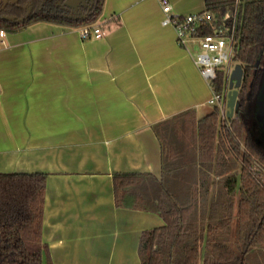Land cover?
<instances>
[{
	"label": "crops",
	"instance_id": "obj_1",
	"mask_svg": "<svg viewBox=\"0 0 264 264\" xmlns=\"http://www.w3.org/2000/svg\"><path fill=\"white\" fill-rule=\"evenodd\" d=\"M170 1L174 14L206 10V0ZM164 16L160 0H106L94 23L102 38L49 22L0 35V173L47 174L42 238L52 264H141L142 232L166 224L118 206L114 175L161 179L154 126L187 110L201 120L217 104L196 63L199 43L180 45Z\"/></svg>",
	"mask_w": 264,
	"mask_h": 264
},
{
	"label": "trees",
	"instance_id": "obj_2",
	"mask_svg": "<svg viewBox=\"0 0 264 264\" xmlns=\"http://www.w3.org/2000/svg\"><path fill=\"white\" fill-rule=\"evenodd\" d=\"M105 2L95 0L87 18L70 19L63 11L47 6L43 16L25 23L0 20V29L17 32L40 21L78 28L95 23ZM206 10L213 19L202 28V34L214 33L236 20L233 61L245 69L236 110L241 114L229 117L226 113L222 118L217 105L201 120L194 110H187L159 122L154 130L162 144L161 179L143 173L114 175L118 206L155 211L166 222L142 232L141 264H247V257L264 246V148L257 143L256 129L248 117V111L253 109L251 101L259 94L264 80V0H206ZM213 85L214 91L223 95L224 69ZM191 154L202 166H186ZM238 164L242 166L239 178L232 172ZM212 165L226 174L224 186L229 196L240 182L239 250L227 240L234 202L222 205L214 200L208 206L207 196L202 195L204 198L198 201L195 181L180 179L187 170L196 172L197 168ZM192 176L196 180V174ZM206 180L205 176V194ZM46 184L47 174L41 172L0 173V264H52L42 238Z\"/></svg>",
	"mask_w": 264,
	"mask_h": 264
},
{
	"label": "built area",
	"instance_id": "obj_3",
	"mask_svg": "<svg viewBox=\"0 0 264 264\" xmlns=\"http://www.w3.org/2000/svg\"><path fill=\"white\" fill-rule=\"evenodd\" d=\"M160 1L165 14L162 23L174 27L179 44L185 46L190 39L196 40L199 43L201 51L196 56V63L204 78L210 82L213 91V81L222 69L225 70V91L223 95H219L214 91L213 98L211 99V103L221 107L222 116H225L228 94L230 92L231 73L236 65L233 61L237 44L235 39L236 20L230 26L219 28L214 33L202 34V28L213 19V14L210 11L204 10L186 15L174 14L172 13L170 0ZM236 16L237 9L235 19ZM78 31L83 40L102 38L105 35L102 24L83 25L78 27ZM5 34L6 31L1 29L0 35L3 36Z\"/></svg>",
	"mask_w": 264,
	"mask_h": 264
},
{
	"label": "rangeland",
	"instance_id": "obj_4",
	"mask_svg": "<svg viewBox=\"0 0 264 264\" xmlns=\"http://www.w3.org/2000/svg\"><path fill=\"white\" fill-rule=\"evenodd\" d=\"M201 50V49H200ZM235 64V63H234ZM228 108L226 107V113L228 112ZM241 111L236 113L234 116L236 115H240ZM233 116V117H234ZM248 117L250 119V125L254 124V129H257V124L260 123L263 127L260 128V132L259 135L257 137V141H259V143L264 147V80L262 83V87H261V91L258 94V96L255 99V104H254V109L251 110L248 113ZM222 118H225V116ZM226 123V122H224ZM227 124V123H226ZM191 158H195V155L193 156V154H191L188 159L190 160ZM241 169L242 166L240 164H238V166H234V168H232V172L236 173L238 178L240 177L241 174ZM208 173H207V171ZM220 167H215V166H206L204 167V169H200L197 168L196 172H190V171H185V173L182 174V177L180 179H182V182H184L186 180V178H188L190 181L192 182H196V186H197V194H199V196H209V195H213L215 198L217 196L216 201L218 203L226 204L227 201L232 200L235 204V209H234V215H233V222L231 224V227L228 231L227 234V240L228 243L235 249L239 250V221H238V203H239V199H240V182H238V185L236 187V190L233 194H231L229 196V194H227L226 192V188L224 186V181L226 178V174H222V172L220 171ZM185 174V175H184ZM196 174V180H193L191 177H193L192 175ZM207 174V175H206ZM184 175V176H183ZM195 176V175H194ZM206 176V181H207V193H204V187L202 186V181L203 178ZM205 194V195H204ZM210 202L207 203L208 206H211L212 204V200H209ZM208 202V199H207ZM225 209V206L222 207V210ZM246 263L247 264H264V246L256 248L249 257H247L246 259Z\"/></svg>",
	"mask_w": 264,
	"mask_h": 264
},
{
	"label": "flooded vegetation",
	"instance_id": "obj_5",
	"mask_svg": "<svg viewBox=\"0 0 264 264\" xmlns=\"http://www.w3.org/2000/svg\"><path fill=\"white\" fill-rule=\"evenodd\" d=\"M67 1L68 0H0V20L11 24L25 23L30 21L31 19L37 18L39 16H43L45 14L43 12L46 11L47 6H50L51 8L53 7L56 10L63 11L64 16L70 19H76V20L83 19V15L86 13L87 9L82 8L81 6L77 8L68 7L66 3ZM254 104H255V100L251 101L250 105L252 106L253 109H254ZM250 111H248V113ZM261 127L263 126L260 123H258L256 129V133H257L256 139L259 135ZM257 143L261 147H263L259 143V141H257Z\"/></svg>",
	"mask_w": 264,
	"mask_h": 264
},
{
	"label": "water",
	"instance_id": "obj_6",
	"mask_svg": "<svg viewBox=\"0 0 264 264\" xmlns=\"http://www.w3.org/2000/svg\"><path fill=\"white\" fill-rule=\"evenodd\" d=\"M67 6L71 8H77L81 6L86 8V13L83 15V18H87L92 14L94 0H68ZM245 69L242 64H236L231 73L230 81V92L228 94L227 107H228V116L233 117L235 111L239 107L238 95L239 88H241L244 80Z\"/></svg>",
	"mask_w": 264,
	"mask_h": 264
}]
</instances>
